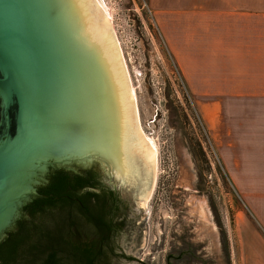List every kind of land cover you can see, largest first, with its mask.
<instances>
[{
  "label": "water",
  "instance_id": "95a60500",
  "mask_svg": "<svg viewBox=\"0 0 264 264\" xmlns=\"http://www.w3.org/2000/svg\"><path fill=\"white\" fill-rule=\"evenodd\" d=\"M95 2L0 0V238L54 169L101 170L147 220L156 148L140 128L120 40ZM44 213L33 225L39 250L22 264L43 252L57 264L130 261L117 255L122 246L100 253L92 241L84 251L81 232L89 239L96 228L84 225L78 203Z\"/></svg>",
  "mask_w": 264,
  "mask_h": 264
},
{
  "label": "rangeland",
  "instance_id": "374dc122",
  "mask_svg": "<svg viewBox=\"0 0 264 264\" xmlns=\"http://www.w3.org/2000/svg\"><path fill=\"white\" fill-rule=\"evenodd\" d=\"M120 40L143 134L156 148L154 190L143 209L124 199L129 232L120 233L111 264H168L191 246L189 264H253L259 184L243 181V133L209 132L185 90L147 0H96ZM107 8V9H106ZM221 128H226L223 126ZM258 226V227H257ZM263 227V226H262ZM186 260V259H185ZM179 260L176 264H187ZM174 264V263H173Z\"/></svg>",
  "mask_w": 264,
  "mask_h": 264
},
{
  "label": "crops",
  "instance_id": "0c3cea01",
  "mask_svg": "<svg viewBox=\"0 0 264 264\" xmlns=\"http://www.w3.org/2000/svg\"><path fill=\"white\" fill-rule=\"evenodd\" d=\"M147 3L208 131L245 135L243 181L259 184L254 212L263 226L251 256L264 264V0Z\"/></svg>",
  "mask_w": 264,
  "mask_h": 264
},
{
  "label": "flooded vegetation",
  "instance_id": "af4514ba",
  "mask_svg": "<svg viewBox=\"0 0 264 264\" xmlns=\"http://www.w3.org/2000/svg\"><path fill=\"white\" fill-rule=\"evenodd\" d=\"M60 172L67 173L70 176V181L57 182L56 179ZM56 187H64L65 193H55ZM118 189V186H113L106 174L93 167L75 172H68L64 169L51 170L48 174V181L36 188L38 195L24 205L20 219L0 238L2 262L22 264V260L26 256L39 250L35 245L36 242L32 241L34 239V223L45 217L46 209L56 208L64 202L70 205L78 203L80 213L86 220L84 225L96 228L95 231H91L93 237L89 239L84 235V232H88L87 228L81 232L80 244L84 251L89 253L93 249L91 243L95 241L94 249L96 251L102 253V248H104V253L115 252V247H118V244L114 245L113 241L116 237L119 238L120 228L126 224L124 210L127 206ZM89 212L92 214L89 215ZM50 253L43 252V256L31 264H47L46 257Z\"/></svg>",
  "mask_w": 264,
  "mask_h": 264
},
{
  "label": "trees",
  "instance_id": "16d2710c",
  "mask_svg": "<svg viewBox=\"0 0 264 264\" xmlns=\"http://www.w3.org/2000/svg\"><path fill=\"white\" fill-rule=\"evenodd\" d=\"M56 180H57V182L58 181H60V182L67 181L68 182V181H70V176H68L67 173H65V172H60L59 176L57 177ZM61 192L65 193L64 187H59V188L56 187L55 188V193L59 194ZM1 247H2V243L0 242V248ZM54 257H55V253H50L48 255V257H46L47 264H57L56 261L54 260ZM170 258H172L173 261L170 262V260H169L168 264H173V263L176 264V262H178L179 260H185V259H186L185 261H187V264L192 263V262L197 261V260H200L199 257L195 256L194 248L191 246H189V247L186 246V248H184V249L180 248L178 250L177 255L176 256L170 255ZM0 264H6V263H3L2 259L0 258Z\"/></svg>",
  "mask_w": 264,
  "mask_h": 264
},
{
  "label": "bare ground",
  "instance_id": "6f19581e",
  "mask_svg": "<svg viewBox=\"0 0 264 264\" xmlns=\"http://www.w3.org/2000/svg\"><path fill=\"white\" fill-rule=\"evenodd\" d=\"M94 5H96V6H100V5H98L97 3H95ZM107 9V8H106ZM106 12V11H105ZM106 14V13H105ZM141 128V127H140ZM142 130V129H141ZM143 133V132H142ZM147 139L155 146V144H154V142L152 141V139L151 138H149V137H147Z\"/></svg>",
  "mask_w": 264,
  "mask_h": 264
}]
</instances>
